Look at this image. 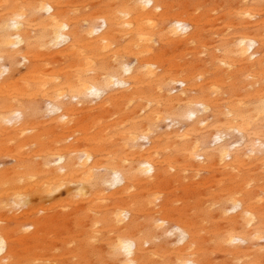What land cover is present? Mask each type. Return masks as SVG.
Wrapping results in <instances>:
<instances>
[{
    "label": "bare ground",
    "instance_id": "1",
    "mask_svg": "<svg viewBox=\"0 0 264 264\" xmlns=\"http://www.w3.org/2000/svg\"><path fill=\"white\" fill-rule=\"evenodd\" d=\"M0 241L264 264V0H0Z\"/></svg>",
    "mask_w": 264,
    "mask_h": 264
},
{
    "label": "snow or ice",
    "instance_id": "2",
    "mask_svg": "<svg viewBox=\"0 0 264 264\" xmlns=\"http://www.w3.org/2000/svg\"><path fill=\"white\" fill-rule=\"evenodd\" d=\"M48 10L51 11V9H48ZM177 27H179V26H177ZM61 39H63V37H61ZM126 70H127V69H126ZM93 92H95V90H93ZM97 94H98V93H97ZM17 115H19V114L17 113ZM117 179H118V178H117ZM2 245H3V241H0V251L3 250ZM120 247H121L125 252H129V251H130V247H131V245H130V243H128V242H122Z\"/></svg>",
    "mask_w": 264,
    "mask_h": 264
},
{
    "label": "rangeland",
    "instance_id": "3",
    "mask_svg": "<svg viewBox=\"0 0 264 264\" xmlns=\"http://www.w3.org/2000/svg\"><path fill=\"white\" fill-rule=\"evenodd\" d=\"M7 160H9V158H7Z\"/></svg>",
    "mask_w": 264,
    "mask_h": 264
}]
</instances>
